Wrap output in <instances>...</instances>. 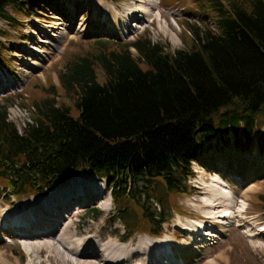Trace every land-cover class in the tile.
Returning a JSON list of instances; mask_svg holds the SVG:
<instances>
[{"label":"trees","instance_id":"obj_1","mask_svg":"<svg viewBox=\"0 0 264 264\" xmlns=\"http://www.w3.org/2000/svg\"><path fill=\"white\" fill-rule=\"evenodd\" d=\"M198 1L212 9L217 29L195 32L190 50L140 38L123 52L106 48L93 61L70 63L60 81L73 108L57 103L58 90L48 93L22 132L0 107V178L11 189L8 201L87 174L106 183L120 216L132 203L158 236L164 214L149 211L151 193L159 185L187 193L184 182L206 141L229 130L251 141L256 128L264 137V0ZM50 3L0 0V19L17 24L9 7L23 15Z\"/></svg>","mask_w":264,"mask_h":264},{"label":"rangeland","instance_id":"obj_2","mask_svg":"<svg viewBox=\"0 0 264 264\" xmlns=\"http://www.w3.org/2000/svg\"><path fill=\"white\" fill-rule=\"evenodd\" d=\"M51 2L44 4L42 9L37 7L39 11L31 10L23 15L9 7L20 28L16 29L14 25L17 24L11 25L0 19V30L5 31L0 34V60L6 63L3 66L8 70V74H0V107L7 109L9 120L20 132L28 123H34L37 106L48 93L58 90L57 103L73 108V100L63 93L60 81V75L68 64L91 57L93 61L106 48L109 52H123L130 43L140 38L161 43L171 51L190 50L195 43V32H203L207 27L217 29L212 9L202 8L198 0H65V5L59 0ZM140 8L146 12L142 14ZM53 33L57 37H53ZM46 35L51 38L49 46L39 42H43ZM98 42H104V45ZM46 50L48 53H41ZM130 50L138 56L134 49ZM95 70L98 80L104 82L103 69L95 64ZM78 115L77 111L73 113L74 117ZM262 134V130L256 128L252 144L246 138L236 139L231 130L224 136L206 141L200 157L193 163L194 176L184 182L189 187L185 194L168 192L163 185H159L157 192L151 193L152 203H148L150 212L156 216L164 214L163 233L158 236L153 235V226L142 218V210L138 211L132 203L128 202L127 209H121H126V214L120 216L110 190L105 182L100 183L96 177H85L92 179V184L85 178L80 182L77 179L75 184L72 180L70 184L48 190L46 194L31 192L10 201L11 189L0 178V264H75L74 255L62 248L68 241L73 244L97 241L101 250L105 243L123 235L124 240L120 242L123 246L117 244L120 253L129 248L126 244L134 245L143 240L138 246L142 247L145 241L151 242L150 239L156 244L161 241L166 243L169 239L180 258L181 247L187 244L185 240L195 235L197 243L191 240L193 243L188 242V246L203 256H196L198 261L193 264H264ZM229 161L234 163L228 165L229 170L233 166L235 171L240 167L243 170L238 179L233 178L225 168L223 162L231 163ZM215 190L219 196L228 194L234 201H225L219 196L214 199L212 192ZM93 192L95 200L92 199ZM210 199L220 203V209L215 210L219 213L217 216L226 217L213 218L212 222L217 219L227 222L226 227L218 222H205L204 206L207 208L205 202ZM36 200H40L43 210L45 204L54 201L53 212L66 225L70 224L66 233L68 236L61 245L58 240L52 239L58 242L64 255L55 247H51V252L48 246L41 251L30 248V234H41L46 230L41 225L34 226L33 230L29 228L36 223L34 218H28L30 207ZM48 208L51 209L50 206ZM95 209L100 211L99 219L93 217L97 213ZM4 212L11 216L10 222L3 219ZM230 213L231 219L228 220ZM15 217L22 219L16 220ZM54 221L56 223H48L49 230L58 228L59 219ZM183 226L188 229L183 230ZM194 230H199V233L193 234ZM207 233L210 235H203ZM42 237L46 239L42 241L43 245L50 241L48 235ZM57 237L59 239V235ZM86 262L91 261L83 260L84 264ZM180 262L185 264L181 259Z\"/></svg>","mask_w":264,"mask_h":264},{"label":"bare ground","instance_id":"obj_3","mask_svg":"<svg viewBox=\"0 0 264 264\" xmlns=\"http://www.w3.org/2000/svg\"><path fill=\"white\" fill-rule=\"evenodd\" d=\"M140 11H141L142 14H144L146 12V10L143 9V8H140ZM110 22H112V21H110ZM136 27L138 28L139 26H136ZM125 29H128V28L126 27ZM55 34L56 33H53L52 36L53 37H57V35H55ZM49 37H50V35H49ZM41 38H42V40H44L43 37H41ZM44 38H46V39L43 42H41V41H39V42L49 46V43L51 42L49 39H51V38H48L47 35ZM41 53H48V51L46 50V52H41ZM25 59H23V60H25ZM222 161H225V160H222ZM229 162H231V161H229ZM220 163L218 165H220ZM223 164H224L225 168L229 171L230 175H232L233 178H237L238 179L239 177H241V175H239L240 173L242 174V171H243V170L240 169L241 167L238 168L239 170L237 169L235 171V169H234L235 167L234 166H233L232 170H229V166H231V164H234L233 162H231V163H228V162L224 163L223 162ZM239 165L240 164H238L236 167H238ZM215 166H216V164H215ZM230 171H232L233 173L230 172ZM245 174H246V171H245ZM86 176H90V175H87V174L79 175L78 178L71 179L70 182H72V180H74L73 183L74 182L77 183V181H76L77 179H79V182L83 181ZM90 177H94V176H90ZM85 179L87 180V178H85ZM87 181L90 184H92L94 182L92 179L87 180ZM212 194L214 195V199L219 196V192L217 190L213 191ZM219 197H222L225 201H229V200L230 201L231 200L234 201L233 197H230L228 194L225 195V196L221 195ZM92 199L95 200V193L94 192H93ZM210 200H207L205 202L207 204L206 205L207 208L204 206V208L206 209L204 211L205 212V217L207 218V220H205V222L206 223L211 222L213 224H214V222H218L219 224H222V225H224V227H226V225H228L227 222L226 223L225 222H221V221H218V219L217 220L215 219L216 221L212 222L213 218H221L224 215L217 216L218 212L215 211V210L216 209H220V206H219L220 203L218 204L217 200H211V201ZM53 202L54 201H52L51 203L49 202L50 203V204L48 203L49 205L45 204L44 210H43V206H42V203L40 202V200H36L34 202L35 204L33 203L34 205H32L30 207L31 209L28 212V218H31V219L34 218V220H36V223H34L33 225L29 226L30 230H33L34 226H36V225H41L42 227L43 226L46 227V230L44 232H42L41 234L31 233L29 237L25 236V237H28V241L29 242H32V243H30V246H31L30 248L32 249V251L33 250L34 251H38V249H40V251H41V248H43L44 246H46V247L48 246V249L50 250V252L53 251V249L51 247H55L58 250H60V248L58 247V242L57 241H53L52 239L58 240L60 245H61V242L65 240V237L67 235L66 233H67V230H68L70 224L66 225L64 220L61 219V217L59 215H56L57 214L56 212H53L54 208H55ZM91 202H93V201H91ZM38 204H39V206H38ZM234 204H235V202H234ZM48 206H50L51 209H49ZM26 210H27V208H26ZM4 213H3V217H4L3 219H5V220L10 222V219H11L10 217L11 216L8 215L6 212H4ZM231 215L232 214L230 213V216L228 217V220L231 219ZM237 217H239V216H237ZM55 218L59 219V221L57 222V226H56L58 228L57 229L56 228H54V229L52 228V230H49L48 223L49 222H55L54 221ZM224 218H226V217L224 216ZM15 219L19 220V219H22V218L21 217L20 218L15 217ZM202 220H204V219H202ZM183 227H184L183 230H185V231H186V229H188V228H185V226H183ZM201 229H202V227H201ZM263 231H264V228H263ZM187 232H188V230H187ZM198 233H199V230H194V232H193V234H198ZM43 235H48L47 238L52 243L50 241L49 242L46 241V243L43 245L42 241L46 240L44 237H42ZM58 235H59V239L57 237ZM203 235L207 236V235H210V234L207 233V234H203ZM190 237H189V239L187 238L185 240V242H184V243H187V244H185L184 246L181 247V249L182 248L183 249L180 252V258L178 257L177 253L174 252L173 246H172L171 241L169 239L166 241V243H164V241H161L160 244H156L155 241H152L150 239L151 242H146L145 241V243H144V245L142 247H138V246L141 244V242L143 240L139 241L138 244H134V245L132 243L126 244L125 246H128L129 248L128 249L124 248L125 252H121L120 253L119 251H121V249L118 250L117 244H119L120 246H123V245L120 244V242H122L124 240V235L121 236V237L118 236V238L115 239V240H118L117 243H115V240L108 241L107 243H105L103 245L101 250L98 249V242L97 241L96 242H92V240L91 241L77 242V243H74V244L73 243H69V241H68L69 244L67 243L64 247L62 246V248L67 253H69L71 255H74L75 259L73 260V262L75 261V264H77V263L78 264H84L83 260L91 261V262H86L85 264H95V263L96 264H131L132 262H140L141 264H176L175 263L176 261L179 262L178 264H181L180 259L185 264H193L196 261H198L197 259H195L196 256H203V255L200 254V253L194 252L192 250V247L188 246V242L191 243V245H192L193 242L191 240H196L195 235H191ZM146 240H148V239H146ZM38 241H40V242H38ZM196 243H197V240H196ZM185 249L188 252L191 251V252L196 253V254L188 255L189 253L188 252L186 253ZM60 252H61V250H60ZM61 254L64 255L63 252H61ZM198 254H200V255H198ZM92 261L95 262V263H93Z\"/></svg>","mask_w":264,"mask_h":264}]
</instances>
